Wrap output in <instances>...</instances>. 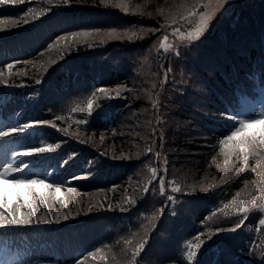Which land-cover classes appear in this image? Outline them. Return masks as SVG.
<instances>
[{"label":"trees","instance_id":"1","mask_svg":"<svg viewBox=\"0 0 264 264\" xmlns=\"http://www.w3.org/2000/svg\"><path fill=\"white\" fill-rule=\"evenodd\" d=\"M203 1L125 0L128 12L100 0L59 6L24 0L0 6V18L11 19L23 17L30 7L48 9L37 19L26 17L28 23L20 20L0 31V71L8 80L0 84V127L30 123L40 131H55L61 147L39 165L63 179L85 177L71 182L80 200L77 225L0 229L3 238L14 234L13 247L24 264H264V211L252 203L264 205V145L248 154L245 166L243 153L229 158L219 143L230 135L225 129L241 108L240 99L254 100L262 88L264 92V0H236L228 14L214 20L207 37L176 53L158 49L160 38ZM113 30L120 38L104 35ZM79 31L94 35L63 56L49 50L59 36ZM7 64L15 65L11 76ZM59 89L62 94H56ZM88 98L94 100L90 114ZM77 105L85 111L72 112ZM82 120L86 122L77 123ZM46 121L57 128L41 123ZM61 128L68 134L57 130ZM43 137L20 141L22 151ZM159 141L168 188L164 199L154 184L146 183V170L137 176V167L144 166ZM29 159L20 163H31ZM91 159L97 168L89 176L86 162ZM65 161L71 163L68 169ZM105 167L124 169L114 180L102 173ZM174 186L181 190L172 191ZM137 207L145 213L140 223L130 233L125 227L116 232L119 220L126 221ZM241 207L252 209L241 213ZM108 217L113 224L108 237L92 229L88 237L77 227L101 224ZM126 239L132 243L126 245ZM141 240L145 247L133 261ZM192 242L200 247L189 248ZM190 251L196 252L191 261Z\"/></svg>","mask_w":264,"mask_h":264},{"label":"snow or ice","instance_id":"2","mask_svg":"<svg viewBox=\"0 0 264 264\" xmlns=\"http://www.w3.org/2000/svg\"><path fill=\"white\" fill-rule=\"evenodd\" d=\"M24 3V0H0V6L5 5H18ZM44 3L47 5L52 6H59L61 4L68 5L70 0H44ZM100 3L106 7L111 6L115 8H120L124 12H128V4L125 0H100ZM218 3L222 6V0H218ZM181 7L187 8L188 5L184 4ZM193 8L195 5L192 6ZM207 7V5H204ZM48 9L41 8L40 10H36L34 8H29L28 12L24 14L23 17L19 19H11V18H0V31H4L5 25H12L15 26L23 20L24 23H28L29 19L26 17H30L31 19H37L41 15L45 14ZM161 14H163L161 12ZM197 15L196 12L192 11L189 8L188 16H181L182 20H187L189 17ZM212 19V16L208 13H199V24L195 28L193 32H189L186 37H182L183 39H188L189 41L199 39V37L205 32V30L209 26V21ZM173 23H175V18H173ZM177 31H179L177 29ZM92 31H79V32H72L69 34L61 35L57 38L54 44L48 46L49 50L56 49L61 56L64 55L65 50L69 49L73 45L88 43V39L93 37ZM107 38H120V34L113 31H109L104 34ZM125 35H128L125 33ZM132 35H135L134 33ZM129 39H132V36H128ZM168 37L165 36L163 41H161L159 47L165 51L168 50L170 45L166 43ZM103 42V41H101ZM91 46V45H89ZM54 62V61H53ZM25 63H32L31 61H27ZM15 67L14 64H7L5 68L7 69V75L11 76L12 69ZM39 83V81H37ZM0 84L7 85L8 80L5 77L4 71H0ZM98 91L104 92L107 95V90L99 89ZM119 95V92H117ZM95 96V93H93ZM94 100L92 98H88L87 100V110L89 114L91 109L93 108ZM72 112H83L85 111L84 108H81L79 105L73 107L71 109ZM57 120H63V116L56 117ZM229 119L233 120L232 127L234 130L231 131V134L226 136L223 140L219 143L222 145L221 151L227 149L226 155L230 158L234 153H243V161L244 165L247 166L248 164V154L250 152L255 153L256 147L258 145H264V112H261L258 116L252 118H245V119H238L236 120L234 117H229ZM86 121H77V123L82 124ZM44 124H49L52 128H57V125L52 121L41 122ZM257 125H259V129H257ZM33 124H24L20 127H10L7 130L0 131V137H9L13 135H18L24 133L26 129L33 128ZM64 134H68L67 128L57 129ZM101 140H103V136H101ZM60 144H43L42 146L32 147L25 152H19L16 154V157H23V156H32L34 154H44L50 153L55 151L56 149L60 148ZM150 150V149H149ZM229 162L228 159L225 160V164ZM67 163V161H65ZM259 166V164H258ZM28 165L25 163L24 167L13 166L12 163H7L0 167V229H8L11 227H19L23 225H31L33 223H50L47 219V215H52V208L51 202H59L64 209L69 207L70 199H74L75 203L79 204L80 200L76 198L74 194L78 192V189L72 186H67L65 191V184L63 182L60 183H53L49 182L44 178L36 177H27L23 176V173L27 169ZM244 169L241 168L239 171H243ZM21 174L17 176L16 174ZM153 179L156 178V169H151ZM85 177H73V180L82 179ZM164 180L163 178L160 179V191L161 194L164 193ZM9 188L11 191H9ZM27 189V192L24 190ZM43 189L44 191H41ZM179 186H174L172 191L178 192L180 191ZM145 192L148 191V188L145 187ZM83 195V194H82ZM239 196V193H237ZM169 200L172 197H168ZM39 204L44 205L47 208V215L44 217L37 216V207L36 202ZM243 203V202H241ZM253 206L257 207L258 210L264 211V205H256L255 201H252ZM227 207V205H225ZM28 209V212L25 214L21 211V209ZM241 213H247L249 209L247 207H241L239 209ZM59 217V213L56 214ZM35 217V220L33 219ZM63 219H68V215H64ZM153 220L156 219L155 216L152 217ZM243 224V219H241L240 223L237 224V227H240ZM261 224H264V220L261 221ZM235 231V229H232ZM135 235V234H133ZM199 239V238H197ZM126 245H130L132 241L130 239L124 240ZM200 243H203L202 241ZM200 243L190 244L189 248H199ZM145 247V241L141 240L135 247V250L132 253L131 259L136 261L137 257L140 255L141 251ZM99 251V249L97 250ZM126 254V250L125 253ZM90 256L95 257L94 253H89ZM196 252L190 251L187 255V259L191 261L193 257H195Z\"/></svg>","mask_w":264,"mask_h":264},{"label":"rangeland","instance_id":"3","mask_svg":"<svg viewBox=\"0 0 264 264\" xmlns=\"http://www.w3.org/2000/svg\"><path fill=\"white\" fill-rule=\"evenodd\" d=\"M235 1L236 0H222V6H221V4L218 3V0H204L202 4L200 3V4L196 5L194 7V10H192V11L196 12L197 15L191 16L187 20H182L181 24H177V25L173 26L172 28H170L168 31V34L164 35L160 38L159 45H160L161 41H163L164 37L167 36L168 40L166 41V43L171 46L168 48L167 51H173V53H176V51L178 50V48L180 46H186L187 47V46H190L191 44L197 43L198 41L202 40L204 37H207L209 35L208 33H209V31L212 27V24L216 18H220L221 16H225L226 14H228L231 11V8L234 5ZM160 4H162V3L160 2ZM204 5H207V7H204ZM199 13H208L209 15L212 16V19L209 21L208 28L199 37V39L192 40V41H189L188 39H183L182 37H186L189 32H193L195 30V28L198 26V24H199ZM185 16H188V13ZM177 29L179 31H177ZM158 49H160V47H158ZM160 50L165 51L163 49H160ZM179 52L180 51H178V53ZM157 74L155 75V78L159 77ZM163 79H165V75L163 76ZM169 80L170 79L162 82L161 88L163 86L165 88V85H166V83H169ZM155 81H157V79ZM60 82L63 83L64 85L67 84V82H65L63 79L60 80ZM73 83H74L73 81L70 83L71 87H73ZM66 91H69V90L67 89ZM262 92H263V88L261 90V93ZM62 93L63 92L61 91V89H59L56 92V94H62ZM261 93H260V97H258L256 100L246 99V97L240 99L241 108L237 112L233 113V115L236 117V120L256 117L261 112H264V93L263 94H261ZM232 125H233V120L231 121V124L227 125V128L225 129V134H227L228 132H229V134H231V131L234 130ZM36 127H37V125H34L33 128L26 129L27 131H26V133H24V135L28 136L32 131H34L36 129ZM256 127H257V129H259L260 126L257 125ZM44 133L47 136L53 138L55 141H57L55 131H45ZM12 137H18V135H13ZM12 137H8V140H10ZM4 138L5 137H1L0 143L2 142V140ZM13 139H15V138H13ZM162 150H163V147L161 146L160 141H159V143L156 146H154L152 154H150L149 158L145 159L144 166L139 165L137 167V176L140 177L142 172L144 170H146V172H147L146 183L147 184L148 183L154 184V187L157 188L158 197L160 196L161 198L164 199L166 197V193L168 191V188L165 187V183H164V193L161 194L160 179L163 178V180L165 182V174L163 173L165 161H164V159H162L161 154H160V153H162ZM34 155L37 156L40 154H34ZM22 158H25V157L24 156L20 157V159H22ZM32 158H34V157H32ZM93 169H95V168H93ZM151 169H156V178L155 179H153V177H152ZM49 178H50V175H49ZM169 183H170V180H168V184ZM66 187H65V191H66ZM40 190L44 191L43 189H40ZM9 191H11L10 188H9ZM24 191L27 192V189H25ZM74 195L77 198L79 194L77 192ZM97 196H98V194L94 195V197L96 199H99ZM99 200H101V199H99ZM50 204H51L53 214L47 215V208L44 205L39 204L38 201L36 202V207L38 209L37 216L38 217H44L47 215V219L49 221H52L50 223H41V225L42 224H58L61 222H72V221L76 220L77 214L79 212V204L75 203L74 199H70L69 207L67 209H64L59 202L53 203L50 201ZM259 205H261V204H259ZM259 205H257V206H259ZM142 209H144V208L137 207L133 211V212H135L134 215H131V217H129V215H127L126 221L119 220L118 225L115 226L113 229H115L116 232H118L120 230H123L125 227V231L130 233L132 231V229L136 226V224L140 223L141 219L145 216V213H143L141 211ZM249 209H252V208H249ZM57 213L60 214L59 217L56 215ZM64 215H68V219H66V220L63 219ZM33 219L35 220V217ZM109 219L110 218L108 217L106 221L102 220L101 224L87 223L86 225L81 224L79 227H81L82 229H84V231H86V234L88 235V237L90 236V234L93 231H97V230L103 232L105 237H108V235L106 233H107L108 229L110 227H112V225H113L110 222L111 220H109ZM125 223H127V224H125ZM28 227H29V225H23V226H19V227H11V228H17V229L24 230V229H27ZM35 228H38V226H36ZM90 229H92L93 231H91ZM191 244H195V243L192 242ZM1 249H2V245L0 244V251H1ZM0 264H21V263H19L16 258L10 259V256L7 255L5 257L0 256ZM41 264H44V263H41Z\"/></svg>","mask_w":264,"mask_h":264},{"label":"bare ground","instance_id":"4","mask_svg":"<svg viewBox=\"0 0 264 264\" xmlns=\"http://www.w3.org/2000/svg\"><path fill=\"white\" fill-rule=\"evenodd\" d=\"M157 61L150 62V64H153V63H155ZM123 169H121V170L120 169H115L114 170L113 168L110 169L109 167H105L104 169L102 168V173H104V175L107 178L117 180V179H119L121 177Z\"/></svg>","mask_w":264,"mask_h":264}]
</instances>
